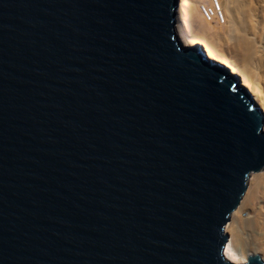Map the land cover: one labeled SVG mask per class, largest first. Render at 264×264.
Wrapping results in <instances>:
<instances>
[{
	"label": "water",
	"instance_id": "95a60500",
	"mask_svg": "<svg viewBox=\"0 0 264 264\" xmlns=\"http://www.w3.org/2000/svg\"><path fill=\"white\" fill-rule=\"evenodd\" d=\"M180 4L0 0V264H264L225 255L264 110Z\"/></svg>",
	"mask_w": 264,
	"mask_h": 264
},
{
	"label": "bare ground",
	"instance_id": "6f19581e",
	"mask_svg": "<svg viewBox=\"0 0 264 264\" xmlns=\"http://www.w3.org/2000/svg\"><path fill=\"white\" fill-rule=\"evenodd\" d=\"M203 5L204 7H208L207 3H205L203 0H181L178 18V35L180 39L185 43V45H192L197 42L206 43L205 40L207 39L205 37L204 39L202 35L208 36V38L209 35H214L213 37L215 41L216 39L218 41V38H220L222 35L223 36L221 38H224L225 34L222 30L215 29L212 23L210 24L207 22L208 19L207 17H205ZM228 14H231L230 11ZM218 15L219 12H217V16ZM203 16L207 19V21L203 18ZM191 18L193 21L200 22L197 24V27L199 28L198 31H194L189 28V24L187 22ZM233 27H231L229 33L226 32V35L228 37H230L231 35V38H235V35L232 36ZM211 41L212 40H210L209 43H206V48L209 53V56L219 62H222L223 64L228 65L233 72L239 74L242 77L243 85L251 91L256 101L264 110V58L260 57V54L257 53V50L252 43L247 42V40H240L242 41L240 43L241 45L243 44V49L247 52V54H245L244 58H242L243 55H241V57L239 58L246 64V69L250 68L252 70L249 77H247V75L244 77L245 70L239 67V65H241L240 61L236 60L240 63L239 65H237L236 61V63L229 62L224 56V54L219 51V49L214 45L215 43L213 44V42ZM257 81H259V83ZM251 183L253 184L249 188V184L251 185ZM262 186V177L257 176L255 178L254 176L250 179L247 191L245 193V198L241 204V207L229 222L227 232L230 234V238L226 245L225 255L227 259L233 262H246L250 254L259 253L256 250L251 251L243 248L241 246L240 240L241 238L243 239L245 237V234L257 237V239H259L261 236V229H264V212H260L258 210L259 212L251 219H247L242 215L245 211H247L248 208H251L255 203H257L260 195L262 194ZM262 236L264 235L262 234Z\"/></svg>",
	"mask_w": 264,
	"mask_h": 264
},
{
	"label": "rangeland",
	"instance_id": "374dc122",
	"mask_svg": "<svg viewBox=\"0 0 264 264\" xmlns=\"http://www.w3.org/2000/svg\"><path fill=\"white\" fill-rule=\"evenodd\" d=\"M203 1L207 3L208 6H211L213 4L212 6L215 7L217 1V4L219 5V9L222 11L223 19L219 15L217 16L218 19L214 18L210 21L209 20L207 21V19L204 18V16L203 18L206 19L208 23L210 24L212 23L215 29L222 30L225 34L224 38H221L223 36L222 35L220 38H218V41L216 39L217 42L214 40L213 37L214 35L212 36L209 35V38L208 36L202 35L203 38L205 37L207 39L205 40V42L209 43L210 40H212L211 42H213V44L215 43L214 45L219 49V51H221L224 54V56L229 62L236 63L239 60L241 65H239L240 64L239 62H237V65H239L240 68H243L246 71L245 72L243 70L244 77L246 75L247 77H249L252 70L250 68L246 69L245 68L247 67L246 64L239 58L241 57V55H243L242 58H244L245 54H247V52L243 49V44L241 45L240 42L242 41L240 40L243 39V40H247V42L249 43H252L256 48L257 53L260 54V57L264 58V0H213V1L203 0ZM229 11L231 14H228ZM187 23L189 24L188 26L190 29L194 31L199 30L197 24L200 22L193 21L191 18L188 20ZM231 27H233L232 28L233 34L232 32L231 34L232 36L235 35L234 36L235 38H231L230 34H228L230 35V37L226 35L227 34L226 32L228 33L230 32ZM202 43L206 46V43L204 42ZM257 82L259 83V81ZM257 176L262 177V181H263L262 194L260 195L257 203H255L251 208H248L247 211H245L242 214L243 217H246L247 219L253 218L259 211L264 212V180H263L264 171L256 175L255 178ZM252 184L253 183H251V185L249 184V188L252 186ZM262 234L264 235V229H261V236L259 239H257V237H253L245 234V237L243 239L241 238L240 240L241 246L246 250H251V251L256 250L257 252H259V254H261L264 257V236H262Z\"/></svg>",
	"mask_w": 264,
	"mask_h": 264
},
{
	"label": "built area",
	"instance_id": "2783aa9c",
	"mask_svg": "<svg viewBox=\"0 0 264 264\" xmlns=\"http://www.w3.org/2000/svg\"><path fill=\"white\" fill-rule=\"evenodd\" d=\"M203 11L208 20H212L214 18L218 19L217 12H219V15L223 19L222 13H221V10L219 9V5L217 4V1H216V7L212 5L208 7H204L203 5Z\"/></svg>",
	"mask_w": 264,
	"mask_h": 264
}]
</instances>
